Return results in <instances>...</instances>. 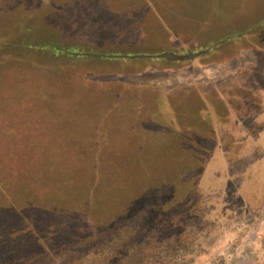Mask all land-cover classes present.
Returning <instances> with one entry per match:
<instances>
[{"label": "rangeland", "instance_id": "obj_1", "mask_svg": "<svg viewBox=\"0 0 264 264\" xmlns=\"http://www.w3.org/2000/svg\"><path fill=\"white\" fill-rule=\"evenodd\" d=\"M146 200L186 264H264V0H0V264Z\"/></svg>", "mask_w": 264, "mask_h": 264}, {"label": "trees", "instance_id": "obj_2", "mask_svg": "<svg viewBox=\"0 0 264 264\" xmlns=\"http://www.w3.org/2000/svg\"><path fill=\"white\" fill-rule=\"evenodd\" d=\"M206 54V53H204ZM45 207L47 203H44ZM55 202L47 205L53 206ZM37 204L32 201L20 203V214L11 217L9 234L23 233L32 236L31 224L35 217L27 216L29 209ZM164 203L159 200H146L138 206L137 212L119 215L113 224L105 227H91L83 235L68 230L72 218H60L47 213L40 217L41 234L33 237L32 247L17 253L9 263L14 264H186L184 255L185 240L182 229L186 218L163 211ZM60 209V208H58ZM61 212H57L60 214ZM71 220V221H70ZM72 222V223H71ZM13 225L18 228L13 231ZM9 229V226L6 227ZM71 231V232H70ZM87 233V234H86ZM11 236H7L4 245ZM30 245V246H31ZM7 251H15V245L6 246ZM14 254H11L13 256Z\"/></svg>", "mask_w": 264, "mask_h": 264}]
</instances>
